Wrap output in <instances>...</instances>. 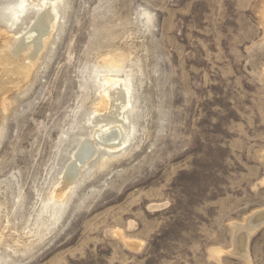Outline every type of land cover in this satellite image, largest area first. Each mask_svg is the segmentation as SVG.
Instances as JSON below:
<instances>
[{
  "label": "rangeland",
  "instance_id": "obj_1",
  "mask_svg": "<svg viewBox=\"0 0 264 264\" xmlns=\"http://www.w3.org/2000/svg\"><path fill=\"white\" fill-rule=\"evenodd\" d=\"M38 3L0 0V41ZM23 5L15 28L1 20ZM41 5V58L0 87V264H264V0ZM113 81L123 146L95 141L68 184L78 145L120 121L99 114Z\"/></svg>",
  "mask_w": 264,
  "mask_h": 264
},
{
  "label": "bare ground",
  "instance_id": "obj_2",
  "mask_svg": "<svg viewBox=\"0 0 264 264\" xmlns=\"http://www.w3.org/2000/svg\"><path fill=\"white\" fill-rule=\"evenodd\" d=\"M38 1L40 3L36 5L38 8L36 20L32 22L29 29L27 28V32L17 37L6 33L2 34V40L0 41V67H2L0 69V82L2 83L0 87L2 88L13 85L15 81L28 78L29 73L41 58L44 47L50 39L49 34L54 27V16L49 10L43 11L47 3L44 2L46 5L43 6L41 5L42 0ZM25 9L26 7L24 5L21 10H17L15 7H6L1 11V20L7 23V26L15 28L22 17L25 16ZM128 96L129 91L125 87L124 81H113L112 86L106 90L103 97L104 102L101 104L105 109L99 114H103L109 110L111 111L112 109L116 112L117 108L120 107L121 113H118L119 117H115L114 113L110 117L114 121H116V118H120V121L117 122L119 124L116 123L115 125L117 126L108 128L101 127L92 135V141L83 140L78 145L79 147L75 152L74 161L72 160L71 164L69 163L70 165H67L68 169L66 168L65 178L68 184L73 183L79 175L81 167L93 159V156L98 151V143L96 144L95 141H98L100 145L105 144L112 151H117L123 146L124 127L128 124V116H125V112L130 107ZM98 128L96 127V129ZM65 190L62 188L57 191L58 198L63 197ZM257 216H261L263 219L262 223H264V214ZM253 229L254 226L247 225L245 231ZM251 233L249 232L248 235ZM248 235L241 236L237 239V245L239 246L237 249L244 250L242 255L245 258H247Z\"/></svg>",
  "mask_w": 264,
  "mask_h": 264
}]
</instances>
